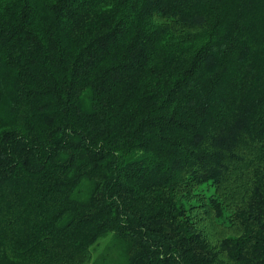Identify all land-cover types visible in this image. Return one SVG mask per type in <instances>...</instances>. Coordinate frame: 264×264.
Returning <instances> with one entry per match:
<instances>
[{
  "label": "trees",
  "instance_id": "trees-1",
  "mask_svg": "<svg viewBox=\"0 0 264 264\" xmlns=\"http://www.w3.org/2000/svg\"><path fill=\"white\" fill-rule=\"evenodd\" d=\"M0 264H264V0H0Z\"/></svg>",
  "mask_w": 264,
  "mask_h": 264
},
{
  "label": "rangeland",
  "instance_id": "rangeland-1",
  "mask_svg": "<svg viewBox=\"0 0 264 264\" xmlns=\"http://www.w3.org/2000/svg\"><path fill=\"white\" fill-rule=\"evenodd\" d=\"M91 249L88 259L90 263L100 261L101 259L114 262L119 258L118 256L120 254V247L117 245L115 246L113 241L109 238L100 240L98 245Z\"/></svg>",
  "mask_w": 264,
  "mask_h": 264
}]
</instances>
